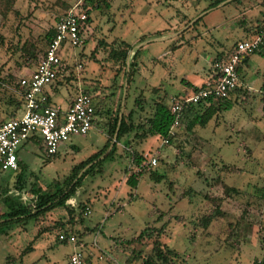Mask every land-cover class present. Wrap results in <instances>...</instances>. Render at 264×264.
<instances>
[{
	"label": "rangeland",
	"instance_id": "374dc122",
	"mask_svg": "<svg viewBox=\"0 0 264 264\" xmlns=\"http://www.w3.org/2000/svg\"><path fill=\"white\" fill-rule=\"evenodd\" d=\"M212 1L0 0V122L17 115L16 79L34 68L56 18L76 4L89 19L85 43L65 53L68 76L55 83L56 93L50 86L44 89L62 108L68 94L87 92L94 98L96 121L84 136L60 143L52 156L39 145L25 143L18 151L27 164L25 185L34 182L49 193L63 188L73 169L101 149L112 117L132 109L134 119L142 120L154 99L167 105L182 78L193 80L196 71L208 73L216 53L230 51L241 40L238 34L249 39L264 31V0H224L204 10ZM155 32L167 41H155ZM118 39L133 46L124 65L107 57ZM259 53L264 54V45L250 56L263 63ZM77 63L79 71L74 70ZM158 89L167 97L158 98ZM137 97L141 112L134 108ZM230 109L218 112L214 123L212 117L193 129L204 143L193 141L180 124L167 144L154 136L133 140L130 134L125 146L123 137L113 159L75 186L65 203L71 212L65 206L53 207L0 234V264H66L74 245L56 239L66 231L88 255L104 253L103 264H139L152 257L155 247L167 264H251L260 259L264 117L246 103ZM132 152L156 159L153 168L139 172L135 188L125 182ZM153 171L164 178L154 182ZM14 181L15 173L0 171V194L13 193ZM216 205L220 213L201 227V218ZM85 207L90 209L87 216L82 214ZM139 233L142 236L134 240Z\"/></svg>",
	"mask_w": 264,
	"mask_h": 264
},
{
	"label": "built area",
	"instance_id": "2783aa9c",
	"mask_svg": "<svg viewBox=\"0 0 264 264\" xmlns=\"http://www.w3.org/2000/svg\"><path fill=\"white\" fill-rule=\"evenodd\" d=\"M87 17L86 10L78 8L76 4L59 15L53 25V35L39 54L34 68L17 77V97L20 101L18 113L0 122V171L16 170V154L23 143L38 142L45 155L52 156L60 143L72 136H84L89 130L96 111L94 98L90 94L77 90L66 109L61 110L47 102L48 94L44 89L65 75V53L85 43ZM262 44V33L236 42L235 47L223 57L211 61L208 77L199 86L182 89L171 95L166 106L173 118L167 135L160 140V144H167L168 139L174 136L186 105H208L210 102L229 98L233 90L241 88L236 68L243 57L253 54ZM80 69L81 65L77 63L74 70ZM246 88L259 97L264 117V84L257 88ZM155 165V157L143 155L138 163H133L131 158L127 169L137 174ZM89 213L90 209L85 207L83 216ZM56 239L74 245L67 264H103L105 254L88 255L73 234L60 232L56 234ZM260 262V259H255L251 264H261Z\"/></svg>",
	"mask_w": 264,
	"mask_h": 264
},
{
	"label": "trees",
	"instance_id": "16d2710c",
	"mask_svg": "<svg viewBox=\"0 0 264 264\" xmlns=\"http://www.w3.org/2000/svg\"><path fill=\"white\" fill-rule=\"evenodd\" d=\"M85 1V0H84ZM224 0H214L205 7L204 10L214 7L220 2ZM87 12V11H86ZM202 16L198 17L194 23H197ZM88 17L86 19V23L88 24ZM260 32V31H259ZM263 44L264 45V31L262 30ZM53 35V27L51 30L47 31L45 34L46 45ZM98 43V42H97ZM116 46H112L108 52L107 57L119 63L120 65H124L127 54L131 50V46L125 42L124 40L118 39L116 42ZM98 44H103V42H99ZM236 44V43H235ZM232 47V49L235 47ZM260 46V47H261ZM93 50L92 52L94 51ZM231 49V50H232ZM44 50V49H43ZM138 52V49L133 50L131 54V61L129 63V67H133V62L135 56ZM258 52L256 50L254 53ZM226 52H222L220 54L215 55L214 59H219L224 56ZM248 56L242 58L240 64L237 66L236 70L239 74V70L241 65L244 64L247 60ZM213 59V60H214ZM62 79H58L55 83H59ZM54 83V86H55ZM264 84V83H263ZM15 88L17 84H14ZM51 87V86H50ZM239 90V89H238ZM237 89L233 90L231 94L237 93ZM49 102V100L47 101ZM20 101L18 102V104ZM134 108L137 111L142 110L141 102H139V98L133 99ZM232 105V101H230V97L223 100H218L216 105L214 102H210L208 105H186L181 113L179 118V123L183 126L184 130L188 132L192 137L193 141L202 140L198 135L193 133V129L197 127H203L206 123L214 117L218 112L228 110ZM20 106V105H19ZM263 109V105L261 103V111ZM96 113V112H95ZM134 110L130 109L125 116H121L119 119L117 117H112L106 123V136L102 147L100 150L95 152L94 154L87 157L84 161L80 162L73 170V175H71L68 182H65V186L63 188H58L54 192L49 193L40 186L36 185L34 182L25 185L24 173L27 168V164H25L18 157V152L16 154V164L17 168L13 173H15V191L13 193L7 192V190L3 191L0 194V202L3 205V208L0 211V234L5 232L7 227L11 225L27 222L29 220H33L37 218L39 215H42L50 208L57 206H65L68 209V212H71V208L69 209L67 205H65L67 199L73 194L75 186H77L80 180L86 175H92L95 172L96 168L100 167V165L106 161H110L114 157L115 146L116 143L119 142L123 137L125 138V146H128V141L126 137L131 134V139L133 140H144L147 137L156 136L159 140L165 138L167 135V129L172 122V114L168 111L167 106L161 102L159 99H154L150 104V113L148 116L144 117L142 120L134 119ZM263 116V115H262ZM170 141V138L168 139ZM33 144L39 145L38 142L32 141ZM202 143L204 141L202 140ZM23 143L20 148L24 145ZM40 146V145H39ZM41 147V146H40ZM19 148V150H20ZM18 150V151H19ZM42 150V148H41ZM43 151V150H42ZM56 154V153H55ZM54 154V155H55ZM132 161L133 163H138L142 160V156L137 154L136 152H132ZM130 175L126 178V184L129 188H135L137 184V178L140 173L134 174L129 171ZM150 178L154 182H158L164 178L163 173L150 172ZM83 209V208H82ZM220 213L219 206L213 209L212 212L205 215L200 220V226L205 228L208 224ZM142 232V231H141ZM140 232V233H141ZM67 234L69 232H63ZM139 233L134 240L139 239L142 235ZM157 244L156 241L153 242V246ZM26 252V251H25ZM260 263L264 264V251L262 256L260 257ZM165 255L161 252V250L155 247V251L152 257H146L141 260L139 264H167Z\"/></svg>",
	"mask_w": 264,
	"mask_h": 264
},
{
	"label": "crops",
	"instance_id": "0c3cea01",
	"mask_svg": "<svg viewBox=\"0 0 264 264\" xmlns=\"http://www.w3.org/2000/svg\"><path fill=\"white\" fill-rule=\"evenodd\" d=\"M190 21V20H189ZM156 32H159V30H156ZM155 32V41H165L166 40V36L165 37H161L162 35L161 34H158ZM239 37H241L240 39L243 40L244 39H247V37H249L248 35L246 36L243 32H241V34H238ZM175 38V37H174ZM167 41V40H166ZM133 48V46H131ZM258 53V52H257ZM218 53H216L217 55ZM262 57H264V54L262 53H259ZM67 62V61H66ZM69 65V64H68ZM70 72V69H67L66 73H65V76L63 77H67L68 76V73ZM194 79L193 80H185V79H181L180 80V86L178 87L177 91L174 93H179L182 89L183 90H187L189 88H192V87H195V86H199L207 77H208V74L209 72L207 73V71H205L204 73H199V71H196L194 72ZM207 74V75H206ZM239 78H240V82L242 84V87L239 88V90L237 91V93H234V94H231L229 97H230V101H232V105L235 106L236 103H243V104H248L249 107L251 108V110H253L255 113L258 111L259 114L262 115V111H261V101L259 100V97L257 96L256 97V94L254 95L253 91L252 90H248L246 87H251V88H257L259 87L260 85H262L264 83V60H263V63H260V62H256L252 59V56H248L246 62L244 64L241 65V68L239 70ZM56 88L53 85H51L50 87V91L53 93H56L57 91H55ZM47 92V91H46ZM48 94V100H49V103L51 105H54L58 108H60L61 110H65L69 101L72 99L73 95L75 93H72L71 95L68 94L66 97H64L63 101H64V108H62L59 103H55L53 100H52V97L51 95L49 94V92H47ZM154 94H158V98H162L163 96L167 97L166 94L162 93L160 91V89H158V92H154ZM172 94V95H174ZM157 96V95H156ZM171 95H169L167 98H169ZM231 108V107H230ZM228 109V110H225V112H229L231 111V109ZM218 115V114H217ZM215 115L213 118V123H214V120L216 118ZM97 116H95L96 118ZM121 116L119 115L118 116V119L120 118ZM93 119L96 121V119ZM92 123H94L92 121ZM91 123V124H92ZM214 127V125H212ZM221 126V125H220ZM219 126H215L214 128H218ZM219 129V128H218ZM199 136V135H198ZM155 138H157L156 136H154ZM204 139V138H203ZM95 227V226H94ZM88 247V245H86ZM239 246V245H238ZM238 246H236V249L238 248ZM86 252V251H85ZM88 252V251H87ZM235 253V252H234ZM88 254V253H87ZM93 255H96V254H93ZM238 256V253L236 254ZM235 258V257H234ZM237 262V260L235 261ZM67 264V263H66Z\"/></svg>",
	"mask_w": 264,
	"mask_h": 264
}]
</instances>
